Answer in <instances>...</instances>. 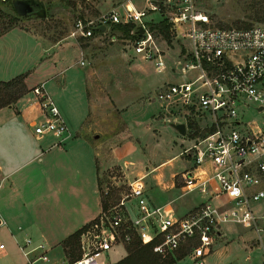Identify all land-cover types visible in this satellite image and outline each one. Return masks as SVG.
I'll list each match as a JSON object with an SVG mask.
<instances>
[{
    "label": "built area",
    "instance_id": "obj_1",
    "mask_svg": "<svg viewBox=\"0 0 264 264\" xmlns=\"http://www.w3.org/2000/svg\"><path fill=\"white\" fill-rule=\"evenodd\" d=\"M136 2L117 0L94 16L76 17L70 35L90 37L113 23L128 24L126 37L133 53L153 60L154 68L162 70L168 45L152 24L165 19L167 41L178 45L169 70L172 75L187 76L157 86L153 99L160 105L163 121L169 116L171 121L178 116L185 119L189 143L183 151L191 164L179 172V178L185 191L205 193L207 200L175 216L169 203L150 204L141 184L132 179L113 205L98 210L81 227L78 255L59 264H98L101 253L126 243L134 234L141 242L157 238L152 249L161 255L185 243V264H204L220 224L251 219L252 203L264 197V122L252 128L242 123L239 112L249 103L257 109L260 106L258 110L264 108V23L213 25L194 0ZM30 89L42 112V118L32 123V131L62 141L69 130L54 101L42 83ZM219 194L225 195V201L212 202ZM131 200L133 210L127 203ZM5 225L0 217V226ZM17 247L27 264L38 260L52 264L43 244L31 245L29 236Z\"/></svg>",
    "mask_w": 264,
    "mask_h": 264
},
{
    "label": "rangeland",
    "instance_id": "obj_2",
    "mask_svg": "<svg viewBox=\"0 0 264 264\" xmlns=\"http://www.w3.org/2000/svg\"><path fill=\"white\" fill-rule=\"evenodd\" d=\"M41 1L45 7L44 16L19 15L15 13L10 0H0V31L17 26L33 35L43 48L40 63H50L58 70L52 76L63 70L66 76L79 72L70 81L64 95L72 97L76 113L82 112L85 98L90 100L83 123L88 134L86 139L93 144L96 154L99 210L102 209L100 199H104L105 207L113 205L127 191V182L142 174L139 180L142 181L150 204L148 196L155 199V194L158 198L168 197L169 193L171 196L176 195L175 198L183 200L186 205L205 200L207 194L197 190L185 191L184 187H180L179 172L191 164V159L183 151V147L189 143V136L186 133L181 136L173 130L169 124L171 116L169 121L162 120L160 105L153 99L157 86L168 80H184L187 76V73L172 75L169 70L178 45L164 39L168 45L167 56H162L166 68L157 70L153 60L140 58L133 53L127 37L111 25L95 36L70 35L76 17L94 16L117 0ZM136 1L141 3V0ZM194 1L199 9L208 14L211 24L219 26L238 24L240 20L256 22L248 14L254 6L264 3V0ZM151 15L156 16L155 13ZM159 42L164 46L162 40ZM182 42L185 43V39L182 38ZM61 76L57 75L52 80ZM83 78L84 92L80 83ZM53 96L55 98V94ZM61 101H64L63 98ZM57 104L62 106L60 102ZM239 112L242 114V123L255 129L262 126L264 108L258 110L254 104L249 103L241 107ZM62 114L69 124L67 127L71 129L63 110ZM38 169L33 168V172ZM58 169L50 167L47 171L56 175ZM34 176L37 175L34 173ZM15 185V190L6 194L7 197L10 194L14 196L13 200L11 197L12 207L22 208L25 214L37 215L47 221L52 213V210L49 211L52 201L47 198L31 199L33 189L37 191L38 187L25 184L21 175H18ZM225 199L224 194H219L211 201ZM127 203L130 206L133 200ZM20 204L23 206L18 207ZM252 210L253 217L249 220H227L220 224L222 227L213 236L211 251L203 257L204 264H264V197L252 203ZM180 247L185 248V252L173 264H185L188 260L186 244L182 243ZM124 251V244L114 245L99 255L98 264H110Z\"/></svg>",
    "mask_w": 264,
    "mask_h": 264
},
{
    "label": "crops",
    "instance_id": "obj_3",
    "mask_svg": "<svg viewBox=\"0 0 264 264\" xmlns=\"http://www.w3.org/2000/svg\"><path fill=\"white\" fill-rule=\"evenodd\" d=\"M42 55L43 48L26 30L12 26L0 31V80L26 72L24 83L29 88L11 105L0 107V177L2 178L0 201L3 200L0 205V217L6 222L5 226H0L2 245L0 264H27L17 247V243L21 242L24 236L31 238V245L42 243L52 264L63 262L67 258L65 259L63 252L62 239L88 221L99 210L96 154L93 144L86 139L88 134L85 132L87 129L83 123L90 100L85 98L83 113L74 112L72 105L74 101L71 96H65L64 92L79 72H72L66 76L64 68L63 71L60 69L62 76L53 81L52 78L60 74L52 76L58 70L54 69L55 67L50 63L41 64ZM80 72L82 73L81 70ZM31 79L34 81L32 82ZM38 83L43 84L48 94H51L50 97L55 94L54 99L51 97L52 100L65 123L67 121L62 110L72 126L71 129L67 127L69 135L60 142H57L50 134H35L32 131V123L42 118L35 95L30 89ZM80 83L84 92L86 90L84 78L80 80ZM28 94L32 96L29 97ZM61 98L64 101H61ZM57 102H60L62 106L59 107ZM66 125L69 124L66 123ZM35 167L40 169L33 172ZM50 167L60 169L56 175H51L47 171ZM187 167L186 165L184 168ZM34 173L37 176H34ZM18 175L23 176L25 184L38 187L37 191L33 189L31 199L47 198L52 201L51 209H49L52 213L47 221L37 215L25 214L22 208L12 207L11 197L13 200L14 196L10 194L7 197L6 194L15 190ZM142 177L143 174L133 179L138 180L142 186V181L139 180ZM179 181L181 182L180 178ZM180 187H183L182 183ZM144 193L146 195V192ZM169 194L168 197L159 196V198L155 194V199L152 196L148 197L155 205L171 204L175 216L184 214L198 204L186 205L183 200L175 198L176 195ZM19 206L22 207L23 204ZM130 207L133 210V203ZM17 226H20V229ZM220 227L222 225L219 226L218 233ZM124 254L125 251L113 261ZM34 264H45V262L38 260Z\"/></svg>",
    "mask_w": 264,
    "mask_h": 264
},
{
    "label": "trees",
    "instance_id": "obj_4",
    "mask_svg": "<svg viewBox=\"0 0 264 264\" xmlns=\"http://www.w3.org/2000/svg\"><path fill=\"white\" fill-rule=\"evenodd\" d=\"M248 17L255 20L256 22L254 23H264V3H259L254 6L252 12L248 14ZM251 24L252 23L248 21L240 20L238 24L233 25L248 26ZM152 26H155L156 29L162 33V36L169 40V33L165 19H159V21L154 22ZM110 27L119 29L122 35H129L128 24L113 23ZM25 74L26 72H20L8 79L0 80V107L11 105L19 96L28 90L24 83ZM100 207H105L104 199H100ZM83 225L84 224L67 234L61 241L63 252L67 260H72L78 255L77 239ZM156 239L157 238H152L147 242H141L137 235L134 234L129 241L124 243L125 254L110 264H171L176 258L182 256L185 252V248L180 247L177 250L175 249L172 253L161 255L152 249Z\"/></svg>",
    "mask_w": 264,
    "mask_h": 264
},
{
    "label": "water",
    "instance_id": "obj_5",
    "mask_svg": "<svg viewBox=\"0 0 264 264\" xmlns=\"http://www.w3.org/2000/svg\"><path fill=\"white\" fill-rule=\"evenodd\" d=\"M15 13L19 15H29L35 14L38 16L45 15V7L41 0H10ZM102 28V27H100ZM141 28L138 27V32ZM261 107L259 106L258 109ZM169 121V120H167ZM169 124L172 126L179 135L183 136L185 133V125L182 119H177L176 121H170Z\"/></svg>",
    "mask_w": 264,
    "mask_h": 264
}]
</instances>
